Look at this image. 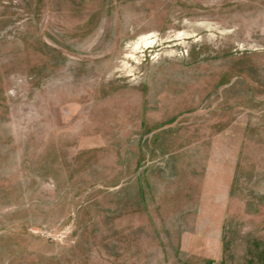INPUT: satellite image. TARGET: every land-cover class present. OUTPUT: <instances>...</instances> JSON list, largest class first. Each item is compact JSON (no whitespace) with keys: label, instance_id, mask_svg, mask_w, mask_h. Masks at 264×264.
Here are the masks:
<instances>
[{"label":"rangeland","instance_id":"rangeland-1","mask_svg":"<svg viewBox=\"0 0 264 264\" xmlns=\"http://www.w3.org/2000/svg\"><path fill=\"white\" fill-rule=\"evenodd\" d=\"M0 264H264V0H0Z\"/></svg>","mask_w":264,"mask_h":264}]
</instances>
